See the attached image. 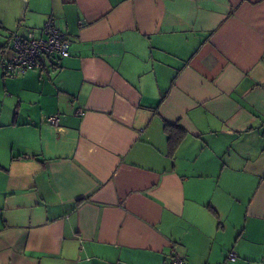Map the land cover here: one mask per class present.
Listing matches in <instances>:
<instances>
[{
    "label": "crops",
    "instance_id": "obj_1",
    "mask_svg": "<svg viewBox=\"0 0 264 264\" xmlns=\"http://www.w3.org/2000/svg\"><path fill=\"white\" fill-rule=\"evenodd\" d=\"M50 15L69 54L0 69V264H264V0H0V49Z\"/></svg>",
    "mask_w": 264,
    "mask_h": 264
},
{
    "label": "built area",
    "instance_id": "obj_2",
    "mask_svg": "<svg viewBox=\"0 0 264 264\" xmlns=\"http://www.w3.org/2000/svg\"><path fill=\"white\" fill-rule=\"evenodd\" d=\"M68 43V38L56 27L53 16L50 15L37 32L29 30L25 35L15 32L10 34L6 46L0 49V69L9 75H21L28 70L41 69L48 56H67ZM47 120L56 124L57 116H49ZM227 258L235 260V252L230 251ZM167 264L184 262L181 256L172 252Z\"/></svg>",
    "mask_w": 264,
    "mask_h": 264
},
{
    "label": "trees",
    "instance_id": "obj_3",
    "mask_svg": "<svg viewBox=\"0 0 264 264\" xmlns=\"http://www.w3.org/2000/svg\"><path fill=\"white\" fill-rule=\"evenodd\" d=\"M165 129L168 133V153L172 156L186 132L181 126L175 123L166 122Z\"/></svg>",
    "mask_w": 264,
    "mask_h": 264
}]
</instances>
